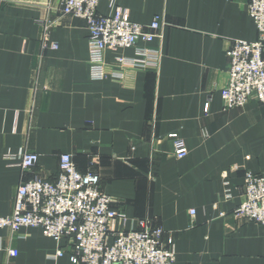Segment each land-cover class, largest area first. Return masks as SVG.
<instances>
[{
  "label": "crops",
  "instance_id": "1",
  "mask_svg": "<svg viewBox=\"0 0 264 264\" xmlns=\"http://www.w3.org/2000/svg\"><path fill=\"white\" fill-rule=\"evenodd\" d=\"M248 2L117 0L130 22L163 24L160 38L137 44L159 51L158 68L113 82L90 79L86 23L61 15L60 0H0V216L12 212L23 153L38 155L24 179L49 181L69 154L80 173L99 175L125 230L147 220L173 237L175 264H264L262 228L232 216L245 173H264V105L225 110L220 94L231 42L257 39ZM97 11L111 15L108 0ZM44 20L55 24L46 48ZM115 57L136 52L103 53ZM170 135L185 158L173 157ZM56 251L38 228L0 229V264H72L69 249Z\"/></svg>",
  "mask_w": 264,
  "mask_h": 264
},
{
  "label": "built area",
  "instance_id": "2",
  "mask_svg": "<svg viewBox=\"0 0 264 264\" xmlns=\"http://www.w3.org/2000/svg\"><path fill=\"white\" fill-rule=\"evenodd\" d=\"M100 0H60L61 15L85 21L88 30L89 77L92 80L121 82L128 70H156L158 50L138 47L160 38V18L149 25L129 21L117 0H108L112 14H99ZM248 14L257 39L233 41L225 51L228 59L226 83L220 91L225 110L242 109L250 100L264 105V0H249ZM43 47L55 25L51 20L39 23ZM53 46V45H52ZM134 49L136 57H115L108 64L105 50ZM172 154L176 160L186 157L184 142L176 135ZM38 161V155L25 152L19 157L22 180L18 184L12 212L0 216V229L12 233L21 228H38L56 246V257L69 249L72 264H175V240L150 221H140L135 229L125 230L126 217L111 208L112 199L100 191L99 175L80 173L69 154L59 156V172L49 181L33 176L25 180ZM190 217L194 211H190ZM235 220L260 226L264 232V173L244 175L241 202L232 213ZM16 256L14 250H7Z\"/></svg>",
  "mask_w": 264,
  "mask_h": 264
}]
</instances>
